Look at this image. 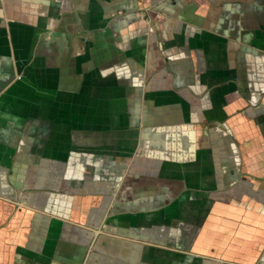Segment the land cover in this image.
<instances>
[{
    "label": "crops",
    "instance_id": "crops-1",
    "mask_svg": "<svg viewBox=\"0 0 264 264\" xmlns=\"http://www.w3.org/2000/svg\"><path fill=\"white\" fill-rule=\"evenodd\" d=\"M0 264H264V0H0Z\"/></svg>",
    "mask_w": 264,
    "mask_h": 264
}]
</instances>
